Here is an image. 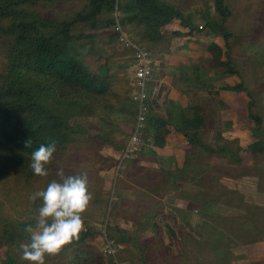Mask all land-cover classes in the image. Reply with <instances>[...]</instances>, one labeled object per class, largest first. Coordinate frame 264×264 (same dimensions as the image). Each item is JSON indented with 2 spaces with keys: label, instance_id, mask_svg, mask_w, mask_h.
I'll return each mask as SVG.
<instances>
[{
  "label": "trees",
  "instance_id": "trees-1",
  "mask_svg": "<svg viewBox=\"0 0 264 264\" xmlns=\"http://www.w3.org/2000/svg\"><path fill=\"white\" fill-rule=\"evenodd\" d=\"M51 1L53 0H0V191H18L21 194L28 193L30 197L32 193L46 188L52 179H59L56 173L60 169L66 175L86 173L88 189L93 194L88 206L91 207L104 194L99 171L113 167L118 161L127 162L129 159L127 156L113 158L100 153L103 146H109L120 155L124 151L125 144L112 139L108 132L98 130L92 136L83 135L81 138L76 135L77 130L68 123L67 115L53 109V105H63L64 109L70 107L85 115L115 112L135 117L136 105L128 96L130 84L117 78L114 73L99 76L98 73L86 70L68 46V42L74 37L76 26L93 30L113 24L114 21L121 27L134 23L139 31L133 41L150 51L151 55L167 51L174 37L207 28L210 33L220 37L221 46L213 42L203 46L202 68L205 65L224 68L227 74L238 78L236 84L227 88L243 91L251 97L249 88L243 83L241 69L235 64L231 54L232 48L242 44L246 38L242 32H236L229 27L232 10L227 0H212L215 15L207 18L200 27L190 23L189 16L182 12L179 3L173 4L164 0H122L119 3L114 0H75L78 3L77 8L60 18L37 9L39 2ZM259 1L264 5V0ZM59 2L61 0H56V3ZM114 6L120 13L118 19L111 17L103 20L102 13L110 12ZM177 20L181 27H187L186 31L168 27ZM36 24L40 30L45 28L50 32H41ZM124 51L132 58L130 48L124 47ZM252 64L257 67L254 71L256 73L259 62L254 60ZM260 64L264 67V62ZM116 80L122 86L118 90L115 88ZM210 95L212 96L204 104L192 106L191 116L183 118L180 128H177L190 143L184 151L182 168L171 179H164L160 173L148 179V185L150 183L160 186L161 189L155 193L161 194L168 187L184 181L195 186L212 188L213 185L208 181L194 178L198 170H194L193 166L203 165L205 155L220 154L215 156L216 159L222 158V155L233 163H239L238 152L243 150L242 147L237 144L231 151L229 143L233 140L222 136L220 126V111L227 110L228 106L218 98L215 90H209ZM126 100L131 105H127ZM145 104L148 106L147 101ZM251 107L252 103L247 102L246 117L252 122L248 130L253 140L244 149L252 156L262 158L264 162L262 118ZM166 125L165 119L148 111L145 125L141 129V138L145 140L146 136H150L154 147L162 146L167 132ZM210 132L212 139L216 141L213 146L208 145L205 138L201 139L202 135L208 136ZM27 141H31V144L26 147ZM53 142L56 151L51 162L46 165L48 176L35 175L29 166L31 153L41 144ZM144 143L131 154H138ZM136 161L135 157L129 162L134 164ZM260 175L256 190L264 192V172ZM137 193L141 196L146 194L142 191ZM148 201V206L144 208V205L139 207L135 202L130 205L123 199L105 197L103 206L107 209L103 210L106 214L104 232L107 239L121 245L115 256L119 264H225L222 262L221 251L213 246L212 262L185 257L181 252L171 253L155 219L163 211L161 202L153 199ZM212 201H188L187 206L202 217L221 225L223 220L214 221L217 214L208 211ZM41 203L40 198L30 200L35 215L32 214L27 219L17 220L15 223H0V247L4 251L1 264H28L19 258V245L29 239V234L24 229L28 225L34 227L37 209ZM258 214L257 211H247L237 228L241 229L248 224L256 225ZM82 216L85 230L79 234V239L64 246L61 251L65 253L64 258L58 264H114L106 261L91 241L100 232L87 221L89 214L83 213ZM120 219L126 225H121ZM215 224L202 220L203 235L212 234L217 238L222 236L223 230H219ZM226 224V228L232 227L231 220ZM202 225L206 227V232ZM143 231H149L150 236L139 237ZM167 232L171 237L174 236L171 229H167ZM198 233L200 235V231ZM179 234L187 236L188 232ZM180 235L177 234L175 240ZM261 261L263 264L264 259ZM45 264L49 263L45 261ZM253 264H258V261Z\"/></svg>",
  "mask_w": 264,
  "mask_h": 264
},
{
  "label": "rangeland",
  "instance_id": "rangeland-1",
  "mask_svg": "<svg viewBox=\"0 0 264 264\" xmlns=\"http://www.w3.org/2000/svg\"><path fill=\"white\" fill-rule=\"evenodd\" d=\"M114 1L115 3H119L122 0ZM164 1L173 4L179 3V8L182 12L189 16L188 19L190 23L197 27H200L207 18H212L215 15L212 0ZM227 1L232 10L230 22H228L229 27L236 32H242L246 38L242 44L232 48L231 54L233 55L232 57L234 58L235 64L241 69L244 78L243 83L249 88L251 97H248L243 91L237 90L234 92V90L233 92L235 95L233 98H225L229 105L221 100L228 106V109L220 111V126L222 136L229 140H233L229 143L231 151L234 150L237 144H240L242 147L243 150L238 152L240 161L239 163H233L222 155V158L216 159L215 156L220 154H214L213 156L205 155L203 157L205 159H203V165L193 166L194 170H198L194 178H202L208 181L213 185L212 188L210 187V189H208L207 186H204V189L202 186H195L184 181L178 189L170 192V195H167L165 199L167 205L163 206V203H161L163 211L158 213L155 219L163 232L162 237L164 242L168 244L169 250L173 254L181 252L185 257L201 261L209 260L212 262L214 250L211 247L213 246V248L221 251L222 262L225 264H253L256 261H258V264H262L261 260L264 259V192H260L256 190V188L259 177L261 176L260 174L264 172V162L262 158L252 156L251 153L244 148L253 140L248 130L252 122L246 117L247 102H251V109L261 116L262 125L264 127V67L260 64V62H264V5H261L259 0ZM77 6L78 3L75 2V0H61L59 3L53 0L51 2H39L37 9L53 13L54 16L60 18L63 14L72 11L73 8H77ZM119 15V11L116 10V6H114L110 12H103L101 18L107 20L113 17L114 20H117ZM115 22L116 21H114L113 24L109 23L93 30L84 28L81 25L76 26L73 31L74 37L68 42V46H70V49L74 52L78 61L86 70L92 73H98L99 76L105 73H114L117 78L129 83L131 81L129 70L131 57L124 51V46L118 39V35L113 31L112 26ZM178 22V20L173 21L168 27L170 29L173 27L174 29L177 28L186 31L187 27H181ZM35 26L40 30L37 24ZM121 30L129 39L136 40L139 27L134 23H127L121 27ZM40 31L43 33L50 32L49 29L45 28H42ZM205 32H207V34ZM183 36L186 35L174 37L172 40ZM187 36H194L200 41L210 38L211 40L214 38L218 40L219 37L214 33H210L208 29L204 27L196 34H188ZM156 54L157 56L159 55V53ZM152 57L153 66H155L156 55L153 53ZM254 60L259 62L256 73H254V71L257 67L252 64ZM232 78L233 83L228 79V85L217 87V95L218 92H220L219 89L223 90L225 87H231L238 82L237 77L233 75ZM224 82L225 81H223V83ZM229 83L233 85H229ZM202 86L207 95H202L200 104L207 102L212 96H209V90H214L212 86H209L210 89L206 88L207 84H202ZM115 88L117 90L122 88L120 82L117 80ZM128 96L130 97V93ZM125 103L131 105L127 100ZM53 109L58 113L67 115L68 123L77 130L76 135L81 136V138H83V135L92 136L100 130L106 133L108 132V135L112 139L118 140L121 144L126 145L127 135L131 133L134 125L133 116L126 113L117 114L111 112L107 114L104 112H97L96 114L85 115L70 107L64 109L63 105H53ZM207 135L208 136L202 135L201 139L205 138L207 140L205 142L208 145L213 146L214 142L216 144V141L212 139V132ZM109 148V146H103L100 153L108 155L106 151H108ZM147 152L146 150L145 154H150ZM120 156L119 154L116 158ZM116 167L117 164L111 168L99 171L98 174L102 178L101 187L104 194L97 203L88 207L84 213L89 214L87 218L89 224L100 232L98 235L94 236L91 241L96 245L106 261L119 264L115 256L121 245L119 246V244L106 238L104 232L106 214L103 212V210L107 209L103 206L105 197H111L113 195L112 184L113 177L115 176L113 170L115 171ZM229 190L235 192L231 193ZM20 195L23 196L19 197ZM134 199H132V201L129 200L131 202L127 203L131 205L135 202V205L139 207L144 205V208L148 206V199L141 196L139 193L134 194ZM116 200H118V196ZM205 200L207 202L213 200L208 211L214 215L217 214L214 221L223 220L221 225L215 224L216 222L202 217L198 212L191 209L189 205L187 206V203H189L188 201L200 203L205 202ZM249 210L259 213L256 219L257 224H248L241 229L237 228L239 226L238 224L240 222L242 223L244 214ZM32 214L35 215V212L30 205L28 193L21 194L18 191L16 193L11 191L7 192L5 190L0 191V223H15L17 220L29 218ZM202 220L218 226L219 230H223V235L218 238L212 234L208 236L203 235L201 231ZM230 220L232 227L228 229L226 228L228 226L226 223H229ZM120 224L126 225L123 220H120ZM202 227L206 232V227L203 225ZM234 228L237 229L235 230ZM167 229L173 231V238L169 235ZM199 231L201 236L198 233ZM181 232H188V234L187 236L180 235L179 233ZM177 234L180 235V237L175 240ZM143 236H150V232L143 231L139 234V237L142 238ZM107 243L113 247H117L113 256L102 253V248ZM224 248L226 251H223ZM64 254L65 253L60 252L57 255L46 256L45 261L49 264H58L63 260ZM3 256V247H0V264L2 263Z\"/></svg>",
  "mask_w": 264,
  "mask_h": 264
},
{
  "label": "crops",
  "instance_id": "crops-1",
  "mask_svg": "<svg viewBox=\"0 0 264 264\" xmlns=\"http://www.w3.org/2000/svg\"><path fill=\"white\" fill-rule=\"evenodd\" d=\"M205 33L207 34V32ZM187 35L171 40L167 51L159 52L158 56L155 54L156 64L153 66L151 79L147 85L148 111L167 122L164 142L162 146L154 147L150 136H146L145 140L142 139L141 143L136 145V149H138L145 142L138 154H128L127 162L118 161L116 170H113L115 173L112 184L113 200H116L118 196V199L131 202L134 199V194L142 191L146 193L144 194L146 199L159 200L163 206L167 205V202L165 203L167 195L178 189L182 183L172 185L167 189L164 187L165 191L157 194L155 192L161 189L160 186L150 183L148 185V179L156 173H160L164 179H171L182 168L184 151L189 147V142L177 128H180L183 118L191 116V107L200 104L202 95H207L202 84H207L206 88L208 89H210L209 86H212L217 92L219 87L227 84L228 79L233 83V75L227 74L222 67L205 65L202 68L203 46L211 42L221 46L220 38L217 36L218 40L210 38L200 41L194 36ZM223 81L225 82L223 83ZM232 83L229 85H233ZM226 88L219 89L218 98L229 105L225 98H233L236 91ZM146 150L150 154H145ZM106 153L113 158L119 155V152L112 148H109ZM135 157L137 161L131 164L129 161ZM141 176L145 177L139 178Z\"/></svg>",
  "mask_w": 264,
  "mask_h": 264
},
{
  "label": "clouds",
  "instance_id": "clouds-1",
  "mask_svg": "<svg viewBox=\"0 0 264 264\" xmlns=\"http://www.w3.org/2000/svg\"><path fill=\"white\" fill-rule=\"evenodd\" d=\"M31 141L26 142V147ZM56 151L55 143L41 144L31 153L30 168L37 176H48V165ZM46 188L32 193L30 200L40 198L35 225L24 231L29 239L19 245L20 259L28 264H45V257L59 254L64 246L79 239L85 230L82 214L88 208L93 194L88 189L86 173L68 174L63 169L56 173Z\"/></svg>",
  "mask_w": 264,
  "mask_h": 264
},
{
  "label": "built area",
  "instance_id": "built-area-1",
  "mask_svg": "<svg viewBox=\"0 0 264 264\" xmlns=\"http://www.w3.org/2000/svg\"><path fill=\"white\" fill-rule=\"evenodd\" d=\"M113 31L118 35V39L125 48H130L132 58L129 66L131 86L130 99L135 102L136 113L134 117V125L129 135L128 142L125 145L124 151L120 157L127 156L140 144L141 129L145 125V119L148 113V106L145 104L148 96V83L151 79L153 70V57L151 52L145 49L143 46L136 44L133 40L129 39L126 34L121 30L118 23H114L112 26ZM117 247H113L110 244H105L102 248L103 254L114 255Z\"/></svg>",
  "mask_w": 264,
  "mask_h": 264
}]
</instances>
